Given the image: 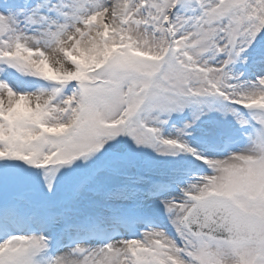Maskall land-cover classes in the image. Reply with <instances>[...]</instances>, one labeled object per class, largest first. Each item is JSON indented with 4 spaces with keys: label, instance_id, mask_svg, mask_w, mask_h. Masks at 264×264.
<instances>
[{
    "label": "snow or ice",
    "instance_id": "obj_1",
    "mask_svg": "<svg viewBox=\"0 0 264 264\" xmlns=\"http://www.w3.org/2000/svg\"><path fill=\"white\" fill-rule=\"evenodd\" d=\"M0 264H264V0H0Z\"/></svg>",
    "mask_w": 264,
    "mask_h": 264
}]
</instances>
